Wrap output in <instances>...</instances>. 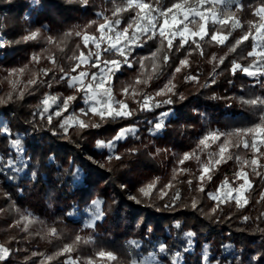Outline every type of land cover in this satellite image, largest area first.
<instances>
[{
  "label": "trees",
  "instance_id": "16d2710c",
  "mask_svg": "<svg viewBox=\"0 0 264 264\" xmlns=\"http://www.w3.org/2000/svg\"><path fill=\"white\" fill-rule=\"evenodd\" d=\"M120 2L89 0L88 6L84 7L78 0L72 3L68 0H40V6L36 7L33 0H0V35L4 42V46L0 47V98L7 100V94L13 93L11 101L0 103V122L7 121L12 133L23 135L26 148L24 156L27 159V167L17 179L9 181L0 176V245L8 247L12 253L8 261L0 264H65L69 256L79 258L81 264L88 258H93L95 264H98L100 259L96 258V253L100 250L111 251L116 255L117 260L108 264H128L132 258L156 252L160 243L168 245L170 251L161 257L165 264H171L172 254L182 247V233L188 230L196 233L195 244L189 253L183 255L181 264H200L203 245L206 243L209 245L210 258L222 261L227 258L232 264H264V232L257 231V228L264 229V219H256L264 213V201L257 203L261 191H264V178L255 176L245 166L244 170L249 173L253 184L247 193L249 204L239 209L234 202L227 203L221 206L222 211L212 216L206 215L215 203L206 193L215 192L225 179L235 185V173L241 168L236 157L251 160L253 153L243 147L232 148L230 151L233 158L215 167L211 181L205 184L206 193L195 191L200 164L195 159L186 161L182 166L178 164L183 154L195 149L199 139L208 131L218 129L229 132L259 122L260 112L264 109L244 104L242 100L264 97V86L256 83L257 79L264 80V77H248L239 71L232 75L230 71L232 61L244 66L252 63L254 58L247 54L252 51L254 42L250 38L237 47L235 52L229 49L236 39L248 31L249 21H258L253 11L255 7L264 4V0H238L243 5L242 10L236 11V5H233L232 10L236 12L243 27L232 31L224 45L202 42L203 55L197 50L188 57L190 66L175 75L178 95L173 97V105L165 106V109L172 108L173 112L168 118L167 127L161 132L155 135L148 132L150 125L145 121L154 118V114L148 112H141L137 117L126 120H110L102 123L99 128L81 131L72 127L67 136L53 135L44 126L33 130L28 123L34 119L32 114L39 111L38 105L46 93L60 97L75 94V90L68 88L66 82L53 81L52 87H48L47 81L52 79L53 73L57 78L61 73L53 68L46 57L54 56L58 65L68 72L75 64L69 57L74 53L78 55L79 50L86 51L81 39L75 36L68 41L63 51L55 45H49L46 38L49 35L59 38L74 26L82 28L92 20L102 23L103 20L95 13L110 16L111 9ZM152 2L155 4V0ZM172 2L174 0H160L165 7ZM130 15L124 14L122 26H125ZM37 28L41 30L38 39L27 42L22 40L29 31ZM95 28L96 25L88 28V33H95ZM209 28L214 29V26L210 24ZM208 39L206 37V41ZM78 44L81 45L79 50ZM159 45V38L154 39L145 47L136 49L135 54L137 57L148 56ZM187 49L188 46H185V49L177 52L174 48L168 64L163 66L162 74L150 81L144 90L152 93L163 87L179 65L180 59L185 57ZM33 54L40 55L39 63L31 62ZM213 57L216 59L213 60ZM220 57H224L223 64H219ZM146 64L150 65V61H146ZM21 68L24 69L22 74L17 71L10 75L13 69ZM40 69H53V72L42 77L45 83L26 88L27 81L38 74ZM214 69L216 82L212 84ZM138 72L139 65L133 69L124 67L122 72L117 73L112 80L117 98H124L121 95L123 87L133 83ZM188 75L197 76L198 82L186 81L185 76ZM12 81L16 82L15 85ZM205 83L209 86L203 87ZM21 89L25 93L22 100L16 98ZM180 94L185 97L184 100L179 99ZM128 103L130 108H137L131 99ZM80 107L83 104L77 100L70 107L69 113L78 111ZM82 118L100 123L99 118L91 114ZM58 123V120H54L53 125L58 126ZM128 125L138 127L140 139L129 136L125 141H118L115 154H120L123 159L107 160L106 156L111 153L107 149H98L97 141L111 140L120 127ZM147 134L153 136L158 147L144 141ZM11 138L0 135L1 163L7 160L10 153L15 154L9 145ZM212 146L217 149L216 144ZM130 148H138V154H127L126 150ZM157 149L162 151L157 152ZM206 159L207 154H202L201 160ZM69 161H74V167L79 169L77 180H70L65 174L70 167ZM260 163L264 164L263 157ZM178 168L189 171L178 173L173 181V170ZM31 171L37 173L36 178L31 177ZM260 171L264 172V169ZM157 178V190L170 182L174 184V188L168 190V196L160 199L158 191H154L151 198L142 197L138 189ZM188 180L193 181L191 186ZM121 185L126 187L122 188ZM177 189L181 195L177 201L179 207L166 208L165 205L171 202L170 197ZM129 196H137L141 202L137 203L129 199ZM194 196L200 201L199 210L190 207ZM96 197L106 202L104 210L107 217L95 229H85V209L89 201ZM28 212L32 213L36 222L24 231L21 215ZM68 213L73 215L69 216ZM244 216H248L249 220L244 221ZM17 221L21 222L17 224ZM176 221L181 223V229L174 227ZM52 227L57 229L58 235L55 237L48 234ZM149 227L151 232L147 231ZM76 235L84 238L92 236L94 242L75 244L70 254L56 256L65 245L74 243ZM133 240L139 241L141 247L136 248L129 243ZM223 244L230 245L229 249H223ZM256 254H262L259 261L252 260ZM47 256L54 258L45 261Z\"/></svg>",
  "mask_w": 264,
  "mask_h": 264
},
{
  "label": "snow or ice",
  "instance_id": "6c2138e0",
  "mask_svg": "<svg viewBox=\"0 0 264 264\" xmlns=\"http://www.w3.org/2000/svg\"><path fill=\"white\" fill-rule=\"evenodd\" d=\"M72 3L73 0H68ZM78 2L87 7L89 0H78ZM36 7L40 6V0H33ZM233 5H236V11H241L243 5L238 3V0H174L170 6H162L160 0H121L119 4H115L111 9V15L104 13H95V15L103 20L98 23L97 20L89 21L88 24L82 28L74 26L72 29L65 31L59 38L49 35L46 41L49 45H55L60 51L67 47L68 41L73 37L81 39V45H77L79 54L75 53L69 57L70 60L75 61L70 71L66 72L63 67L58 65L54 56L46 57L53 64L54 69H58L61 75L57 78L53 73L52 79L47 81L49 88L52 87V82L56 83L66 82L67 87L75 90V94L61 97L55 94H45L40 104L38 105V112L32 115L33 120L28 121L35 130L37 127L44 126L51 130L53 135L67 136L69 128L76 127L81 131L88 128H99L102 123H107L110 120H126L137 117L141 112L153 113L152 120H146L145 123L150 125L148 132L155 135L167 127L168 118L172 115L173 109L165 106H171L175 103L173 97L177 96L176 85L174 83L175 75L181 73L183 68L189 67L188 57L192 55L193 51H200L203 55L202 42L212 43L217 45H224L232 34V31L243 27L236 12L232 10ZM131 14L125 26L121 27L124 20V14ZM253 14L258 17L257 22L249 21V28L243 35L235 40V43L230 47L231 52H235L243 42L250 38L253 40L252 51L248 52V57H253L252 63L244 66L237 61H232L231 73L235 75L237 71L246 74L248 77L258 78L264 77V4L254 8ZM214 26L210 29L209 25ZM96 25L95 33H88L87 29ZM191 25V27H190ZM219 26V27H215ZM46 28V26H45ZM224 29H228L224 31ZM41 30L39 28L29 31L27 35L22 37L24 42L29 40H36L40 37ZM206 37L209 38L206 41ZM159 38L160 45L152 51L148 56H136V49L143 48L149 41ZM178 42V43H177ZM4 46V42H0V47ZM188 46L186 55L180 59L179 65L175 67L172 76L163 85V87L155 90L152 93L145 91L150 81L159 78L162 74L164 65H167L171 59L170 53L175 48L179 52ZM194 46V47H193ZM112 57V58H107ZM41 57L39 54H33L31 62L39 63ZM216 57H213L215 60ZM150 61V65L146 64ZM224 63V57L219 58V64ZM219 64L217 67H219ZM139 65V72L133 83L123 87L121 95L124 98L117 99L113 92L112 80L117 76V73L122 72L124 67L129 69L135 68ZM96 69V71H91ZM79 70V71H78ZM23 73L24 69H13L10 75L16 72ZM53 69H40L39 73L27 81L26 88H31L40 83H45L42 77L49 76ZM215 69L211 83L215 84ZM186 81L198 82V77L195 75L185 76ZM231 82V81H230ZM15 85V81H12ZM257 84L264 86V80L257 79ZM205 83L203 87H208ZM15 90V89H14ZM31 94V93H29ZM24 91L18 90L17 99H23ZM160 99H157V98ZM13 99V93L7 94V100L0 98V103H7ZM131 99L137 104V108L129 107L128 100ZM180 100L185 97L180 94ZM80 100L83 107L78 111H73L68 115L70 107ZM244 104L264 109V97L257 96L251 99L242 100ZM98 117L100 123H93L82 117ZM54 120H58V126H54ZM40 121L42 123H37ZM138 127L135 125H128L120 127L111 140L97 141L96 147L98 149H107L110 153H114L116 143L118 141H125L129 136L140 139L138 135ZM0 135H7L13 137L9 140L10 148L14 150V155L9 154L6 161L0 163V176L5 177L9 181L15 180L19 175L25 171L27 167L24 153L26 148L23 143V135L19 132L12 133L7 121L0 122ZM223 138V139H222ZM217 145V151H209L211 145ZM250 150L253 153L251 160L241 159L236 157L240 162L241 168L235 173L236 180H241L236 187L232 186L227 179H225L215 192H207L205 184L212 179V171L216 166L225 163L232 159V148H240ZM264 111L260 112L259 122L253 124L251 127L235 128L229 132H222L218 129L208 131L198 141L197 147L190 152H185L182 158L178 161L179 165H184L186 161L195 159L200 164L199 175L196 177L198 183L195 189L198 193H206L208 198L214 201V206L206 215H215L218 211H222V205L234 202L239 209L245 208L249 204L247 193L253 188V184L249 179V173L244 170L245 166L251 169L252 174L257 177L264 178V164L260 163V158L264 157ZM127 154L136 155L139 152L138 148L127 149ZM162 150L157 149V152ZM166 151V150H164ZM207 154L205 161L201 160L202 154ZM154 155V154H152ZM2 159V158H0ZM29 159H31L29 157ZM50 159H54L51 158ZM107 160H121L123 157L120 154H109L106 156ZM69 169L65 171L66 176L70 180L79 179V169L74 167V161H69ZM186 168H178L173 170V181L176 180L178 173L188 172ZM37 173L31 171V177L36 178ZM157 180H154L145 186L138 189L140 195L144 198H151L154 191H158L160 199L168 196V190L174 188V184L170 182L163 188L156 189ZM189 186L193 181L188 180ZM122 188L126 185H121ZM129 199L140 203L141 200L137 196H129ZM181 199L180 191L177 189L170 197V203L166 204V208L179 207L177 201ZM264 201V191L260 193V200L257 203ZM105 201L99 197L93 198L89 201L86 212L90 213L89 219L85 222V229H95L97 225L103 222L107 213L104 210ZM199 199L194 196L191 200L190 207L193 210H199ZM188 207V205H185ZM2 211V209H0ZM71 216L73 213H68ZM244 221H248L249 217H242ZM258 221L264 219V213L256 218ZM21 221L24 224V231H27L30 224L36 222V218L32 213L28 212L21 215ZM21 221H17L19 224ZM176 229H181L182 225L179 221L174 224ZM148 232L152 229L147 228ZM257 231L264 232V229L257 228ZM48 234L52 237L58 235L57 229L52 227L48 230ZM183 238L180 243L182 247L172 254L171 264H181L184 254L189 253L194 244L196 233L192 230L184 231ZM93 243L94 238L89 236L84 238L76 235L73 244L65 245L56 256L70 254L75 244L78 243ZM130 244L140 248L139 241H129ZM221 247L225 250L229 249L230 245L223 244ZM170 251L166 243H160L156 252L148 253L142 258H132L128 264H162L161 260L157 259L156 253L166 254ZM11 250L4 245H0V262L8 261ZM33 255H36L33 253ZM262 254L252 256L253 261H259ZM54 257L47 256L45 261H51ZM96 258L105 261H116V255L111 251L100 250L96 253ZM239 259V257H234ZM44 264V262H42ZM65 264H81L79 258L73 259L71 256L65 261ZM82 264H95L93 258H88ZM200 264H232L225 258L223 261L219 258H210L209 245H203L202 254L200 257Z\"/></svg>",
  "mask_w": 264,
  "mask_h": 264
},
{
  "label": "rangeland",
  "instance_id": "374dc122",
  "mask_svg": "<svg viewBox=\"0 0 264 264\" xmlns=\"http://www.w3.org/2000/svg\"><path fill=\"white\" fill-rule=\"evenodd\" d=\"M103 22V21H102ZM121 27H123L122 25H121ZM190 27H191V25H190ZM96 71V70H95ZM115 95V94H114ZM116 96V95H115ZM63 97H61V99H62ZM117 98V97H116ZM117 99H119V98H117ZM71 112H73V111H71ZM70 112V113H71ZM69 113V114H70ZM144 141L146 142V143H148V144H154V145H156V147H158L157 146V144H156V141L154 140V138H153V136L152 135H150V134H147V135H145L144 136ZM118 143V142H117ZM117 143H116V147H117ZM115 151H116V148H115ZM115 151H114V153H111V154H115ZM209 151H211V152H216L217 151V149H214L213 148V146L211 145V147H210V149H209ZM262 151H264V149H262ZM0 158H2L1 156H0ZM24 158H25V156H24ZM264 158V157H263ZM3 159V158H2ZM2 159H0V163L2 162ZM25 161H26V163H27V159L25 158ZM240 170V169H239ZM246 171V170H245ZM23 173V172H22ZM242 181L241 180H237V183L235 184V185H232L233 187H236L239 183H241ZM88 208V207H87ZM84 214H85V221H84V224H85V222L89 219V216H90V213L89 212H84ZM156 255H157V259L158 260H161L162 261V264H165V261H164V259L161 257V255L162 254H160V253H156ZM142 257H145V256H139L138 258H142ZM73 259H76V258H74V257H72ZM109 263V261H105V260H99V262H98V264H108Z\"/></svg>",
  "mask_w": 264,
  "mask_h": 264
},
{
  "label": "built area",
  "instance_id": "2783aa9c",
  "mask_svg": "<svg viewBox=\"0 0 264 264\" xmlns=\"http://www.w3.org/2000/svg\"><path fill=\"white\" fill-rule=\"evenodd\" d=\"M0 42H3V37L0 35Z\"/></svg>",
  "mask_w": 264,
  "mask_h": 264
}]
</instances>
